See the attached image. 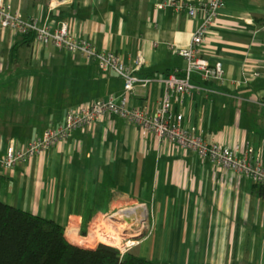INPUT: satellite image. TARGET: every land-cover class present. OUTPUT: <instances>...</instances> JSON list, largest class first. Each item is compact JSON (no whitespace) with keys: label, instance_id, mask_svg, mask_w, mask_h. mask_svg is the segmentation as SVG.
I'll use <instances>...</instances> for the list:
<instances>
[{"label":"crops","instance_id":"0c3cea01","mask_svg":"<svg viewBox=\"0 0 264 264\" xmlns=\"http://www.w3.org/2000/svg\"><path fill=\"white\" fill-rule=\"evenodd\" d=\"M9 1L35 15L24 0ZM206 1L67 0L54 10L48 1L38 9L45 21L67 23L72 35L102 50L143 57L142 77L163 78L186 66L178 49L202 16L179 12L175 4ZM228 5L235 15L222 12L202 46L205 57L223 62L226 79L195 77L206 89L174 105L185 125L206 139L251 145L264 162V0ZM24 37L0 34V152L11 141L27 145L42 136L72 108L124 93L121 76L79 52L33 41L12 62L11 48ZM164 96L162 82L138 85L126 107L157 108ZM0 200L82 230L98 213L144 205L153 227L136 244L141 257L164 264H264V186L154 134L143 136L117 115L74 130L27 163L0 165Z\"/></svg>","mask_w":264,"mask_h":264},{"label":"built area","instance_id":"2783aa9c","mask_svg":"<svg viewBox=\"0 0 264 264\" xmlns=\"http://www.w3.org/2000/svg\"><path fill=\"white\" fill-rule=\"evenodd\" d=\"M52 2H49L50 8L54 10ZM175 5L179 12H187L192 16L202 13L199 26L190 42L178 49L179 55L186 60V66L174 70L163 78H149L141 76L143 57L137 56L127 60L114 51L100 49L89 39L72 35L65 22L57 24L50 20L45 21L42 14L26 16L9 0H0V34L11 30L22 37L34 35V41L40 46H54L79 52L91 60L98 61L103 71H115L125 81L122 96L113 95L104 100L72 108L63 123L49 128L42 136L27 145L16 140L11 141L4 151L0 152V165L5 168H14L27 163L69 139L74 130L93 128L96 123L110 115H117L136 124L143 136L154 134L161 142L175 143L184 149L195 151L201 157L210 159L217 167L251 178L255 183L264 186V162L256 157L253 146L206 139L202 130L185 125V115L176 111L174 105V103H182L187 93L206 89L193 82L195 77L204 81L226 79L223 62H213L205 57L202 46L208 31L220 14L227 11L229 15L234 16L235 12L229 9L228 0H209L199 4L183 2ZM156 81L164 83L165 86V96L157 108H153L148 103L140 108L126 107L130 95L136 91L138 85L146 87ZM66 232L69 239L72 237L75 241L79 237H86L71 225L66 227ZM72 232H75V235ZM95 236L97 241L88 242V245L95 247L99 244V237ZM118 242L122 245L115 247L125 254L135 247L139 240L132 241L120 237ZM80 243L83 242L80 241ZM110 244L113 243L110 242Z\"/></svg>","mask_w":264,"mask_h":264},{"label":"trees","instance_id":"16d2710c","mask_svg":"<svg viewBox=\"0 0 264 264\" xmlns=\"http://www.w3.org/2000/svg\"><path fill=\"white\" fill-rule=\"evenodd\" d=\"M30 16V15H27ZM35 40L26 35L11 48L12 62L23 44ZM0 264H164L133 252L123 254L115 246L73 244L66 228L53 219L22 210L0 200Z\"/></svg>","mask_w":264,"mask_h":264},{"label":"rangeland","instance_id":"374dc122","mask_svg":"<svg viewBox=\"0 0 264 264\" xmlns=\"http://www.w3.org/2000/svg\"><path fill=\"white\" fill-rule=\"evenodd\" d=\"M45 2H46V0H24V4H25L24 6L26 8V12H29L30 14L35 13V15L36 14L38 15L39 14V9H38L39 5H44ZM60 3H61L60 1H54L51 4L54 7H58L59 5H61ZM20 10H22V9H20ZM23 13L25 15H27L25 13V11H23ZM30 16H32V15H30ZM133 207H135V205H128V206L124 205V206H120L117 209L109 211V212L98 213L94 217L92 223L90 225H88V227L90 228V226H92L93 233H96L101 229L102 226L103 227L105 226L109 231L114 232V234L116 233V235L118 237H124L125 239H131V240H142L144 235L149 234V231L153 227L152 211L151 210H149V212L147 211V217L145 218L146 223H144L143 220H145V219L142 217L144 211H142V213H139V215H137L136 213L127 214V213L123 212L125 210H130V208H133ZM139 220L142 221L141 224H140ZM93 223L98 224V226H96V228H94L95 225ZM105 227H104V229L106 230ZM89 228H84V230H82L83 235H86V230H88ZM98 237H99L98 238L99 244L100 243L109 244L111 242V243H113V244H110L112 246L113 245L114 246L122 245L118 241L117 242L108 241V239L104 238V236H102V235H100ZM71 238L72 237H70V239ZM72 240H73V238L70 241H72ZM95 241H97V238L95 235L94 236L92 235L89 238V240L82 241L84 244L83 243H77V244L87 245L90 247V245H88V242H95ZM115 243H116V245H115ZM135 249H136V246L132 247L131 250H129L128 252L135 253ZM125 253H127V252H125Z\"/></svg>","mask_w":264,"mask_h":264},{"label":"bare ground","instance_id":"6f19581e","mask_svg":"<svg viewBox=\"0 0 264 264\" xmlns=\"http://www.w3.org/2000/svg\"><path fill=\"white\" fill-rule=\"evenodd\" d=\"M142 211H144L143 212V218L145 219L146 217H147V210H146V208H145V206L144 205H141V206H136V207H133V208H130V210H125V211H123V212H125V213H127V214H134V213H136L137 215H139V213H142ZM140 221V224L142 223V221L141 220H139ZM143 222L144 223H146V219L145 220H143ZM94 224V223H93ZM95 225V227L94 228H96V226H98V224H94ZM129 225V224H128ZM105 227V226H104ZM104 227L102 226L101 227V229L98 231V232H96V233H93V231H92V226L88 229V230H86V237L85 238H77V241H87V240H89V238L93 235H97V236H100V235H102V236H104V238H106V239H108V241H120V237H118L117 235H116V233L114 234V232H112V231H109L106 227V230L104 229ZM76 229H78V230H80L81 231V234L83 235V232H82V229H80V228H76ZM72 234L73 235H75V232H72ZM100 234V235H99ZM123 235V234H122ZM133 241V240H132ZM90 247H94V246H90Z\"/></svg>","mask_w":264,"mask_h":264},{"label":"water","instance_id":"95a60500","mask_svg":"<svg viewBox=\"0 0 264 264\" xmlns=\"http://www.w3.org/2000/svg\"><path fill=\"white\" fill-rule=\"evenodd\" d=\"M46 1H48V2H52V1H60V2H63V1H67V0H46ZM71 240V239H70ZM73 244H75V245H79V246H85V247H89V246H87V245H80V244H77V243H80V242H78V241H75V240H72L71 241Z\"/></svg>","mask_w":264,"mask_h":264}]
</instances>
